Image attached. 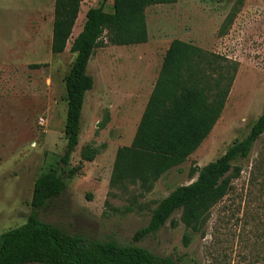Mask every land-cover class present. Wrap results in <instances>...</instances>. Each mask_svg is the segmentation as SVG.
<instances>
[{
  "label": "rangeland",
  "instance_id": "1",
  "mask_svg": "<svg viewBox=\"0 0 264 264\" xmlns=\"http://www.w3.org/2000/svg\"><path fill=\"white\" fill-rule=\"evenodd\" d=\"M55 1L0 0V237L36 213L41 222L67 234L135 245L177 264H264V134L248 158L234 162L240 174L201 232L187 229L180 211L158 233L134 241L160 201L196 181L194 170L247 137L263 114L264 0H178L151 6L145 12L146 44L97 49L88 67L95 85L86 94L79 145L69 163L77 173L66 179L62 195L35 210L37 178L66 151L65 80L75 60L70 49L87 12L104 0L83 2L67 49L56 56L51 53ZM113 3L107 1L106 13L113 12ZM174 40L204 52V73L211 81L234 77L225 109L201 147L151 190L113 187L117 151L129 145L137 124L138 106L130 107L142 88L148 95ZM145 65L150 72L144 80ZM94 151V161L79 168L82 155Z\"/></svg>",
  "mask_w": 264,
  "mask_h": 264
},
{
  "label": "trees",
  "instance_id": "2",
  "mask_svg": "<svg viewBox=\"0 0 264 264\" xmlns=\"http://www.w3.org/2000/svg\"><path fill=\"white\" fill-rule=\"evenodd\" d=\"M85 0H56L51 53L63 54ZM104 0L90 9L82 32L71 46L75 60L66 77V151L60 162L40 174L34 186L32 207L43 208L67 189L66 179L77 173L69 169L72 154L79 145L86 94L94 89L88 67L97 49L143 45L148 42L146 10L171 5L178 0H113V12L106 13ZM105 37L108 40L105 42ZM204 52L187 42H171L152 94L130 146L117 151L111 177L113 187L137 185L148 190L167 172L185 163L210 136L219 122L234 77L212 80L204 73ZM35 68L42 66L36 65ZM264 134V112L250 132L235 142L219 159L194 173L196 181L181 186L160 201L148 225L136 232L139 242L158 233L172 216L182 212L181 222L199 233L211 210L231 191L232 181L241 169L234 162L246 159ZM96 152L82 155L79 168L92 162ZM0 264H177L135 245L101 242L73 236L39 220L33 213L27 222L0 237Z\"/></svg>",
  "mask_w": 264,
  "mask_h": 264
},
{
  "label": "crops",
  "instance_id": "3",
  "mask_svg": "<svg viewBox=\"0 0 264 264\" xmlns=\"http://www.w3.org/2000/svg\"><path fill=\"white\" fill-rule=\"evenodd\" d=\"M144 68H145V73L143 74V78H144V80H145V78H147V75H148V73L150 72V68L149 67H147L146 65L144 66ZM160 72V71H159ZM159 75V74H158ZM158 75H157V77H156V80H157V78H158ZM156 80H155V83H156ZM141 85H142V82H141ZM152 85V84H151ZM154 86H155V84L153 85V86H150V87H148V90H147V94L148 95H146V92H144L143 93V91H144V89L142 88L141 89V92L143 93V97H140V95L142 94H139V95H137V98H138V100H137V98L135 99L137 102H135V103H133L132 105H131V107H130V110H134V109H136V107L138 106V110L136 111L135 110V114H137V117H136V126L134 127V134H133V138L131 139V141H130V143H129V145L128 146H130L131 145V143H132V141H133V139H134V136H135V134H136V131H137V128H138V125H139V123H140V120H141V118H142V115H143V113H144V111H145V108H146V105H147V103H148V100H149V98H150V96H151V94H152V91H153V89H154ZM123 147H125V146H123Z\"/></svg>",
  "mask_w": 264,
  "mask_h": 264
}]
</instances>
